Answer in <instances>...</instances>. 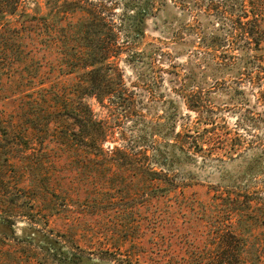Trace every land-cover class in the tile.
I'll return each instance as SVG.
<instances>
[{
    "label": "rangeland",
    "instance_id": "obj_1",
    "mask_svg": "<svg viewBox=\"0 0 264 264\" xmlns=\"http://www.w3.org/2000/svg\"><path fill=\"white\" fill-rule=\"evenodd\" d=\"M33 1L46 10L44 0L23 3L28 8ZM129 1L137 11L151 10L154 1L138 37L135 9L126 14ZM212 1L219 0H81L68 6L113 8L109 17L125 25L120 41L127 31L138 39L124 43L126 50L112 64L120 69L131 108L126 112L108 99L86 97L90 89L96 92L90 67L70 60L59 67L57 56L51 64L52 47L47 60L36 64L35 79L22 74L11 80L20 67L5 64L0 119L17 121L18 111L21 120L28 117L17 130L28 142L21 148L32 165L25 183L38 219L14 216V238L0 235V264H207L210 237L230 221L217 216L215 196L245 189L264 197V68L247 66L241 42L230 41L229 15L221 4L209 9ZM216 36L222 44L212 49ZM258 54L257 65L264 67V41ZM114 79L111 74L108 81ZM190 99L202 101V110L190 107ZM48 105H64L60 125L47 121L53 117ZM82 105L91 106L96 130L101 122L113 127L105 154L97 137L96 151L87 150ZM35 116L39 121L31 120ZM40 123L35 133L32 127ZM113 145L132 153L120 159L107 151ZM38 175L39 197L37 182L31 184ZM0 232L11 230L0 222ZM55 240L61 251L51 245Z\"/></svg>",
    "mask_w": 264,
    "mask_h": 264
},
{
    "label": "trees",
    "instance_id": "obj_2",
    "mask_svg": "<svg viewBox=\"0 0 264 264\" xmlns=\"http://www.w3.org/2000/svg\"><path fill=\"white\" fill-rule=\"evenodd\" d=\"M75 2H81V0H44L46 10L43 11L42 4L39 1H33V5L28 6L29 11L23 0H0V72L5 70V64L11 62L13 65L17 62V68L20 67L21 71L15 72L16 75L11 80H15L17 75L22 74L30 76L29 80L35 79L36 75L33 72L36 64L40 66L43 64L40 63L41 59L47 60L46 51L52 47L56 49V52L51 64H56L57 56L56 62L59 67L64 66L67 60L74 62L76 67L78 65L90 67L88 74L94 79L92 85H96V92L90 89L86 92L87 94L85 93L86 97L95 96L100 102L108 99L110 104L116 103L114 106L126 112L131 108L121 90L120 69L112 64L126 50L124 43L129 44L133 40H138L136 35H142L144 32L143 23L148 13L152 12L155 6L154 1H151V10L147 8L138 11L133 2L125 3L126 14L129 8L135 9L131 14L137 17L133 28L136 37L127 31L122 41H120L119 27L125 29V25L118 24L114 17H109L108 13L114 12L113 8L107 11V8L96 4V10L84 8L80 10L79 7L69 9L68 6ZM219 4L229 15L230 41L232 43L240 41L241 49L247 52V66H253L255 63L254 66H258V69L264 68L261 63L257 65L260 59L258 53L264 41V0H219L210 2L208 8L218 9ZM74 5L79 6V3ZM81 11L86 12L87 15ZM123 17L124 14L122 21ZM80 25L82 26L79 28ZM75 44L82 48L78 49ZM221 44L222 41L216 36L213 37L210 45L212 49H216ZM189 72L191 73V69ZM111 74L115 75V82L108 81ZM259 75V72L254 74L255 77ZM57 96L55 92L50 93V101L55 102ZM190 101H188L190 107L197 111L202 110V101L193 99ZM48 106L53 117L47 121L60 125L64 118V105ZM82 106L85 107L86 113L87 141L89 142L87 150L91 153L96 151L97 137L100 154L107 153L103 149V144L108 140V135L114 133L113 127L107 122H101L96 130V118L91 106ZM17 113V121L11 120L4 123L0 119V222L7 224L11 230V232H0V235L6 238H14L15 215L25 216L33 222H36L37 218V212L29 201L31 185L27 186L25 183L26 174H31L30 156L27 151L21 150L23 141L28 142L22 132L17 130L18 124H22L21 121L28 117L21 120L20 117L23 116L21 111ZM87 113L90 116L89 119ZM31 120L39 121V118L35 116ZM41 126L40 123L37 128L32 127V129L36 133V129ZM49 128L48 126L46 131H50ZM107 151L122 159L132 153L118 145H113ZM154 171L147 169L148 174H158ZM34 181L37 182V189L35 188L34 192L39 197V184L42 185L41 175L31 181L32 185ZM54 189L50 191L51 194H54ZM227 193L220 197L215 196L219 200L214 204L217 216L226 215L230 221L228 223L222 221L210 237L212 252L206 259L207 264H264V197L258 195V191L251 192L245 189H231ZM54 203H51V207ZM255 231L259 233H254ZM21 241L28 242L27 239H21ZM59 242L55 240V243H51L57 251H61ZM49 247L52 246L49 245ZM11 258L14 260V257Z\"/></svg>",
    "mask_w": 264,
    "mask_h": 264
}]
</instances>
